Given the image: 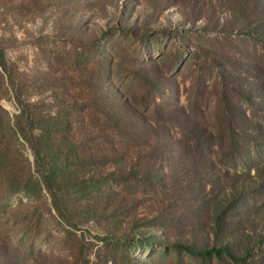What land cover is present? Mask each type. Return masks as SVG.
<instances>
[{"label": "rangeland", "instance_id": "374dc122", "mask_svg": "<svg viewBox=\"0 0 264 264\" xmlns=\"http://www.w3.org/2000/svg\"><path fill=\"white\" fill-rule=\"evenodd\" d=\"M229 6L245 16L237 27L223 24ZM260 23L264 0H0V45L28 101L50 109L66 129L72 162L65 169L89 173L115 163L128 172L82 190L68 184L77 208L120 211L118 226L130 221L137 232L108 241L91 220H63L42 187H1L0 264H264V240L251 252L254 261L243 263L225 255L202 262L171 243L188 230L207 231L213 194L223 187L209 176L264 177V141L240 139L227 150L229 125L264 128V47L244 32ZM104 101L128 130L133 117L121 107L134 109L151 127L141 134H150H117L97 111ZM18 112L0 72V116ZM138 140L146 144L136 149L131 141ZM43 142L64 148V141ZM61 156L49 164L61 169ZM0 159L19 174L29 164L35 177L24 141L16 158ZM233 205L229 222L245 230L236 214L259 215L264 187Z\"/></svg>", "mask_w": 264, "mask_h": 264}, {"label": "trees", "instance_id": "16d2710c", "mask_svg": "<svg viewBox=\"0 0 264 264\" xmlns=\"http://www.w3.org/2000/svg\"><path fill=\"white\" fill-rule=\"evenodd\" d=\"M229 7L230 8L224 12L223 24L225 28L237 27L240 25L239 22H241L238 20L239 16H242V19L245 16L243 13H240V11H237V18L231 6ZM192 18L194 19L195 17ZM207 24L209 23L207 22ZM115 25L116 24H114V26ZM241 27H243V25ZM254 27V29L245 30L244 32L252 37L256 35V38H258L264 47V23H260L259 26L257 24ZM244 29L245 28L242 30ZM62 32L64 31H60L59 33ZM0 72L5 77L6 83L11 87L19 110L18 114L15 115L13 119L8 115L5 116V119L0 116L4 121L3 126L0 128V154L6 155L7 162L10 157L16 158V144L20 143V141H24L32 151L35 174V177L30 175L29 164H27V166L25 165L28 170H23V174H19L16 169L3 166L4 160L0 159V188L7 187L10 189H19L27 186L26 183L29 182L30 186H33L35 189L39 188L40 190L42 187V189L46 191L58 215L69 224H73V221L77 223L91 220L98 226V230L105 235L104 238L108 241L124 240L131 235V237H134L133 233H135L136 230L133 228L132 222L129 221L127 225L123 224L124 226L122 227L118 226L117 223H123L121 221L117 222L115 219V215L120 211H112L105 207L85 208L82 206V209H79L77 207L80 201L76 198H72L68 189V184H72L74 181L81 183V188L79 190H82L86 183L106 178L115 179L120 176H126L128 172L115 166V163L111 165V167L95 168L89 173L83 170L75 171L71 167L65 169L67 162H72V159L68 157V142L62 135L66 129L59 126L57 117L50 116V109L37 111L28 101L26 83L21 77L20 79L14 74V68L6 58L1 45ZM234 92L236 91L234 90ZM109 105L107 101H104V105L97 109V111L110 122L112 129L115 130L117 134L129 137L133 133L138 139L140 136L144 137L150 134H141L146 130L150 132L151 127L134 109H129L130 107L127 104H123L121 110L125 114H128V116L133 117V122L129 125V130L125 127L126 123L124 122L126 120L117 117L116 113H112ZM259 111L264 115L263 105L259 107ZM121 122H123V124ZM38 130H40V133L36 134ZM228 130V141L230 143V149L227 148L228 151H231L233 147L231 144L232 141H239L240 139L252 142L264 141V128H262V126L249 124L247 129H244L242 127L238 128L229 125ZM140 140L131 141V145L135 144L134 146L137 149L141 147V145L146 144L145 141L143 142ZM43 141H64V148L56 143L53 144L55 147L49 146L48 143H44ZM149 146L151 147L150 150H153L154 147L152 145ZM58 152L62 154V156L59 157L61 169H57L56 166L49 164L51 160H55L54 154ZM151 157H154V154H152ZM116 159L117 158H113L111 160L115 161ZM136 170L138 171L139 168L136 167ZM133 171L134 170L129 169V172ZM207 181L213 186L219 184L221 181L223 183L221 190L213 194L217 199L214 203L210 204L212 206H210L208 214L209 225L207 231L199 234L193 230H188L184 237L176 238L171 240L172 242H169L188 253L197 255L202 262L206 257H221L223 255L241 263L247 260L254 261V255H251V252L259 246L262 240H264V210L257 216L251 215L249 217L248 214H245L248 216L246 219L242 217V213L236 214L239 218V222H241L240 224L245 227V230L236 229L235 226L229 222V218L234 214V210H236L233 202H238L239 200L245 201L246 197L256 194L259 187H264V177H253L245 173H234L229 176V172H227L223 176H209ZM81 194L83 195L82 192ZM209 195L213 200L212 194ZM211 199H209V201ZM129 227H132L133 230H130L131 234L128 233Z\"/></svg>", "mask_w": 264, "mask_h": 264}]
</instances>
